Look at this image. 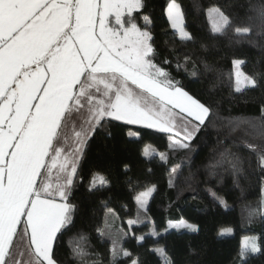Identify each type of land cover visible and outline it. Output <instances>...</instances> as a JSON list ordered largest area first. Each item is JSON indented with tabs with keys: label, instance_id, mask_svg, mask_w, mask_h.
Masks as SVG:
<instances>
[{
	"label": "snow or ice",
	"instance_id": "6c2138e0",
	"mask_svg": "<svg viewBox=\"0 0 264 264\" xmlns=\"http://www.w3.org/2000/svg\"><path fill=\"white\" fill-rule=\"evenodd\" d=\"M145 7L146 0H0V264H58L54 242L73 223L75 205L69 200L85 148L95 132L112 121L169 133L170 150L190 151L195 135L215 115L230 132L241 130L259 142L243 141L264 169V104L258 116L214 114L211 106L155 62L152 21L142 15L141 26L134 15ZM165 12L181 41H192L181 4L169 0ZM206 12L212 35L224 36L229 29L236 36L251 35L253 28L264 35V6L247 27L233 28L229 14L219 5ZM185 62L191 58L185 57ZM243 63L233 60L234 68ZM189 75H197L195 66ZM241 75L236 73V92L259 86L256 76L243 74L246 84L241 87ZM182 113L186 116L181 117L183 140H179L171 133ZM69 130L74 144L70 154L62 144L68 141ZM107 135L111 137V132ZM159 156L167 160L165 154ZM224 162L238 170L242 160L227 152L217 163ZM178 168L173 166L169 174L170 186ZM106 183L104 176L95 173L90 187ZM154 190L152 186L136 196L138 218L129 220V226L140 222L141 210L147 212ZM111 213L108 209L106 227ZM250 215L264 217V199ZM169 227L196 230L183 220L169 222ZM97 231L104 235V229ZM126 235L118 233L119 238L112 239L109 264H116L121 254L131 255L121 246ZM149 235L159 233L153 227ZM145 238L140 236L137 242ZM257 240L246 238L241 255L258 253ZM159 251L166 257L165 249ZM73 255L89 264L84 259L88 253L79 245ZM165 264L172 261L166 258Z\"/></svg>",
	"mask_w": 264,
	"mask_h": 264
},
{
	"label": "trees",
	"instance_id": "16d2710c",
	"mask_svg": "<svg viewBox=\"0 0 264 264\" xmlns=\"http://www.w3.org/2000/svg\"><path fill=\"white\" fill-rule=\"evenodd\" d=\"M168 2L146 0V7L134 13L141 26L142 15L152 21L155 62L191 95L211 106L214 114L258 116L264 104V35H257L255 28L251 35L236 36L232 29L224 36L212 35L206 10L219 5L229 14L233 28L247 27L255 22L264 0H177L185 14L187 31L194 37L189 42H182L170 27L165 12ZM185 57L191 62L186 63ZM236 59L245 62L240 65L242 72L256 76L259 86L243 92L234 90ZM194 66L197 75L190 76ZM129 132L138 135L129 136ZM169 136L121 121H112L105 130L95 132L85 148L69 200L75 205L73 223L54 242L53 257L58 264H83L73 255L77 245L88 253L84 259L89 264L97 259L100 264H109L112 239H118V233H127L121 246L131 255L121 254L116 264H132L133 260L138 264H165L166 258L172 264H264V217L250 215L260 208L263 199L264 169L243 141L259 142L241 130L230 132L226 122L215 115L195 135L190 151L170 150ZM146 145L155 152L145 155ZM227 152L241 157L238 170L227 162L217 163ZM159 154H165L167 160L162 161ZM176 165L178 172L170 186L169 174ZM95 173L104 176L107 183L90 187ZM256 182L261 191L252 190L251 184ZM152 186L155 190L147 212L141 210L140 222L129 226V220L138 218L136 196ZM108 209L112 213L107 215L106 227ZM215 218L220 220L221 229L231 231L210 234ZM181 220L196 230L169 227V222ZM153 227L158 236L149 235ZM98 229H104L103 236ZM140 236L146 238L138 243ZM245 237L258 238V253L241 255ZM161 248L166 250V257L160 253Z\"/></svg>",
	"mask_w": 264,
	"mask_h": 264
},
{
	"label": "rangeland",
	"instance_id": "374dc122",
	"mask_svg": "<svg viewBox=\"0 0 264 264\" xmlns=\"http://www.w3.org/2000/svg\"><path fill=\"white\" fill-rule=\"evenodd\" d=\"M167 7V6H166ZM167 16V15H166ZM236 60H239V59H236ZM239 61H241V60H239ZM233 72H234V85H236V73L237 72H239V73H241L242 75H241V77H240V79H241V87H244L245 86V84H246V82L243 80V72H242V70H241V68H240V66L239 67H237V68H234V66H233ZM180 136L181 135H183V134H179ZM173 137V136H172ZM183 137H181L180 139L181 140H183L182 139ZM177 139V138H176ZM179 139V140H180ZM155 151H154V149L150 146V145H146L145 146V148H144V154L145 153H147V155H150V154H152V153H154ZM251 187H252V190L253 191H261L262 189H261V187H260V185H259V183H252L251 184ZM149 189V188H148ZM145 191V190H144ZM143 192V191H142ZM264 192V191H263ZM263 199H264V193H263ZM188 223V222H187ZM188 224H190V223H188ZM222 230H225V229H221L220 228V220L218 219V218H215L214 220H213V223H212V226H211V228H210V231H209V233L210 234H216V233H227V232H223ZM246 238H252V237H245L244 239H243V242H242V244L243 243H245L246 242Z\"/></svg>",
	"mask_w": 264,
	"mask_h": 264
},
{
	"label": "crops",
	"instance_id": "0c3cea01",
	"mask_svg": "<svg viewBox=\"0 0 264 264\" xmlns=\"http://www.w3.org/2000/svg\"><path fill=\"white\" fill-rule=\"evenodd\" d=\"M174 111L179 112V109H175ZM184 116H186V114H185V113H182L181 116L177 118V128H176V130H174L173 133H171V136H173V138H175V139H176V138H177V139H180L181 137H183V135L180 136V135H177V133H179V134H180V133L183 134V130H182V128L180 127V124L183 122L182 119H181V117H184ZM188 119H191V118H188ZM121 122H122V121H121ZM139 126H141V125H139ZM155 130H156V129H155ZM168 134H169V133H168ZM68 135H69V139H68V141H67V142H63V141H62V144H63V147H64V149H65V152L68 153V154H70L72 148L74 147L73 140H72L73 133L71 132V130H69ZM182 139H183V138H182ZM180 140H181V139H180Z\"/></svg>",
	"mask_w": 264,
	"mask_h": 264
}]
</instances>
